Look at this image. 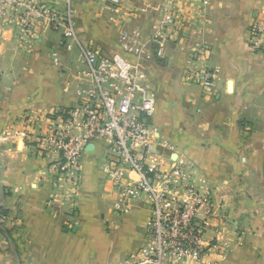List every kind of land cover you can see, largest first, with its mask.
<instances>
[{"label": "crops", "instance_id": "crops-1", "mask_svg": "<svg viewBox=\"0 0 264 264\" xmlns=\"http://www.w3.org/2000/svg\"><path fill=\"white\" fill-rule=\"evenodd\" d=\"M108 1L75 0L74 14L78 40L113 53L118 28L108 20ZM164 2L123 0L134 12L128 27L146 43L139 60L126 56L156 97L151 124L159 151L147 163L190 164L194 181L214 193L232 235L220 258L210 246L217 232H207V263L264 264V52L249 45L264 0H179L168 62L161 64L148 38ZM58 30L43 23L25 33L0 17V196L9 232L0 230V264H120L145 245L151 207L141 201L125 213L115 210L118 193L104 170L108 140L83 153L79 208L69 220L49 206L56 187L61 191L55 158L41 155L30 139L34 128L43 135L78 102L83 61L77 49L61 45ZM204 47L208 54L193 55ZM190 56L213 71L211 93L184 83Z\"/></svg>", "mask_w": 264, "mask_h": 264}, {"label": "built area", "instance_id": "built-area-1", "mask_svg": "<svg viewBox=\"0 0 264 264\" xmlns=\"http://www.w3.org/2000/svg\"><path fill=\"white\" fill-rule=\"evenodd\" d=\"M57 1L0 0V17L23 32H32L38 24L46 23L62 29L61 45L66 49L71 50V41L80 46L78 55L84 68L76 92L78 102L59 112L50 129L34 138L36 149L55 158L53 169L58 183L77 187L84 151L98 140H108L104 170L118 193L115 210L125 213L141 201L152 208L147 242L120 264H217L206 261V234L215 214L211 189L195 185L187 163L169 167L147 163L148 157L159 151L151 124L156 97L139 80L135 64L126 56L139 60L144 49L141 31L124 27L134 12L122 0H109L115 21L122 25L118 36L121 52L105 55L97 46L79 43L73 0H62V9ZM157 21L149 41L154 56L166 64L169 32L177 26V0H165ZM249 34L251 50L264 52L262 14H257ZM198 52L206 55L209 50ZM185 74L204 91L213 90V71L192 66ZM214 241L210 246L218 253L224 252L222 242Z\"/></svg>", "mask_w": 264, "mask_h": 264}, {"label": "rangeland", "instance_id": "rangeland-1", "mask_svg": "<svg viewBox=\"0 0 264 264\" xmlns=\"http://www.w3.org/2000/svg\"><path fill=\"white\" fill-rule=\"evenodd\" d=\"M123 1V0H122ZM178 1L179 0H177V3H178ZM109 2V11H110V15H109V18H108V20H109V22L110 23H113V24H115L116 26H117V28H118V30H117V42H118V47H119V49L117 50V51H114L113 53H107V52H105L104 50H102V48H100V47H98V48H100L104 53H105V55H112V54H114V53H120L121 52V47H120V44H119V40H118V36H119V30L122 28V25L120 24V22H118V21H115V13H114V11H112L111 10V6H110V1H108ZM74 3H75V0H73L72 1V4H73V10H74ZM61 4H62V6H61V9L63 8V6H64V2L61 0ZM160 17V16H159ZM132 22V21H131ZM130 21H129V23L127 24V25H125L124 27L125 28H127V29H130L129 27H128V25L131 23ZM158 22V21H157ZM11 24H13V25H15L16 27H18L19 28V26L18 25H16V24H14V23H11ZM156 25H157V23L156 24H154L152 27H151V33L154 31V29H155V27H156ZM54 30H58L60 33H61V40H62V29L61 28H53ZM76 29H77V24H76ZM133 29H136V28H132L131 30H133ZM151 35V34H150ZM77 37H78V34H77ZM149 39L150 38H148V41H149ZM79 41V40H78ZM142 43L143 44H146L145 43V41H144V39L142 38ZM71 43H72V48L71 49H77V50H79V48H80V46H79V44H78V42H75V41H71ZM79 43L80 44H82V45H86V44H83V43H81L80 41H79ZM149 44H150V49H151V52L153 53V48H152V46H151V43H150V41H149ZM249 44H250V40H249ZM95 46V45H94ZM200 49H205V47L204 48H200ZM199 49V50H200ZM195 53L193 54V55H195V54H197V51H194ZM261 53V52H260ZM154 55V54H153ZM201 55V54H200ZM203 56H205V55H203ZM155 57V56H154ZM156 58V57H155ZM157 59V58H156ZM157 61L158 62H160V60H158L157 59ZM198 57L196 58V56H190L189 57V59L187 60V65H186V67H185V70L183 71V81H184V83L185 84H187V85H196V86H198V87H200L201 88V86L200 85H198V84H196V83H194L193 81H191V80H188L187 79V74H185L186 72H187V68H189V67H195V68H200V67H198L199 65H198ZM136 62H134L133 64H135ZM161 64H163L162 62H160ZM201 90H202V92L205 94V93H208L207 91H204L203 90V88H201ZM206 95V94H205ZM50 129V126L47 128V130H49ZM34 131L33 132H31L30 133V139H31V142L33 143V145H34V147L36 148V142L34 141V138L35 137H37V136H41V134H40V132L37 130V129H33ZM38 151V150H37ZM108 152V151H107ZM41 155H45V154H41ZM180 163V162H179ZM190 165V164H189ZM190 167H191V176H192V178H193V168H192V166L190 165ZM53 173H54V169H53ZM54 178H56V176L54 175ZM109 179V178H108ZM193 180H194V178H193ZM109 181H110V179H109ZM55 182H57L58 183V180H55ZM111 182V181H110ZM67 183V182H66ZM66 183H63V182H61V185H60V182L58 183V185H59V188L61 189V192H60V190H56L57 189V187H56V189H55V191L53 192V194L51 195V199H53L52 200V202H49V206L51 207V209L53 210V211H57V209L58 210H61V213L62 214H64V215H66V216H64L65 217V219H69V220H72L73 218H75L76 217V215H77V212H78V208H79V206L77 205V199L75 198V194L77 193V190H75L77 187H75V186H73V185H68V184H66ZM194 183H195V185L198 187V188H206L207 187V185H198L195 181H194ZM112 184V183H111ZM57 185V186H58ZM113 185V184H112ZM56 186V185H55ZM114 187V186H113ZM115 188V187H114ZM115 190H116V188H115ZM213 195V197H214V193L212 194ZM59 196H61V199L59 198ZM118 202V201H117ZM0 204H1V197H0ZM148 204V203H147ZM214 204H215V214H214V216H213V218H212V226H211V229H212V231L213 232H217V235H215L214 236V240L216 241H218V239H219V241H221L222 242V244H223V246H225V247H227V244L229 245V242H231V240H230V238H231V235H232V233H231V230H229V227H228V223H227V220H226V216H224L220 211H219V206L216 204V202H215V200H214ZM136 205V204H135ZM134 205V206H135ZM151 207V206H150ZM68 216V217H67ZM151 218H152V208H151V217H150V220H151ZM7 219V216L6 217H3V216H0V221H1V223L3 224L4 222H5V220ZM149 220V221H150ZM149 223V222H148ZM148 225V224H147ZM146 229H147V226H146ZM146 242H147V232H146ZM145 242V243H146ZM227 242V243H226ZM229 248H230V246H229ZM137 251H139V250H137ZM137 251H135L134 253H136ZM218 253V252H217ZM226 254H227V250H226V248H225V251L224 252H222V253H218V255L220 256V258H225L226 257ZM129 258V257H128ZM127 258V259H128ZM127 259H124V260H122L120 263H125L126 261H127Z\"/></svg>", "mask_w": 264, "mask_h": 264}, {"label": "trees", "instance_id": "trees-1", "mask_svg": "<svg viewBox=\"0 0 264 264\" xmlns=\"http://www.w3.org/2000/svg\"><path fill=\"white\" fill-rule=\"evenodd\" d=\"M6 193V192H5ZM1 197V196H0ZM8 215V211L4 208V206H2L0 204V216L6 217ZM0 230L6 232L9 234L8 231H6L3 227H2V223L0 222Z\"/></svg>", "mask_w": 264, "mask_h": 264}, {"label": "water", "instance_id": "water-1", "mask_svg": "<svg viewBox=\"0 0 264 264\" xmlns=\"http://www.w3.org/2000/svg\"><path fill=\"white\" fill-rule=\"evenodd\" d=\"M229 86H230V84H229Z\"/></svg>", "mask_w": 264, "mask_h": 264}]
</instances>
